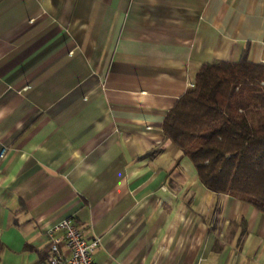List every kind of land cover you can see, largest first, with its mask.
Returning <instances> with one entry per match:
<instances>
[{
    "label": "crops",
    "instance_id": "crops-1",
    "mask_svg": "<svg viewBox=\"0 0 264 264\" xmlns=\"http://www.w3.org/2000/svg\"><path fill=\"white\" fill-rule=\"evenodd\" d=\"M244 47L264 63V0H0V264H47L63 218L95 264H264V214L160 126Z\"/></svg>",
    "mask_w": 264,
    "mask_h": 264
},
{
    "label": "trees",
    "instance_id": "trees-1",
    "mask_svg": "<svg viewBox=\"0 0 264 264\" xmlns=\"http://www.w3.org/2000/svg\"><path fill=\"white\" fill-rule=\"evenodd\" d=\"M246 50L201 64L160 126L206 189L264 214V63Z\"/></svg>",
    "mask_w": 264,
    "mask_h": 264
},
{
    "label": "built area",
    "instance_id": "built-area-1",
    "mask_svg": "<svg viewBox=\"0 0 264 264\" xmlns=\"http://www.w3.org/2000/svg\"><path fill=\"white\" fill-rule=\"evenodd\" d=\"M44 235L47 264H95L92 252L97 245V237L86 235L71 218H63L47 226Z\"/></svg>",
    "mask_w": 264,
    "mask_h": 264
}]
</instances>
